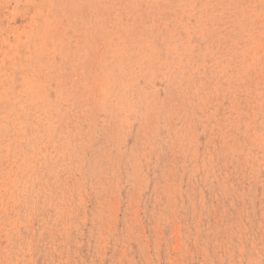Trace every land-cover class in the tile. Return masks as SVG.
I'll return each mask as SVG.
<instances>
[{
	"label": "rangeland",
	"instance_id": "obj_1",
	"mask_svg": "<svg viewBox=\"0 0 264 264\" xmlns=\"http://www.w3.org/2000/svg\"><path fill=\"white\" fill-rule=\"evenodd\" d=\"M187 263L264 264V0H0V264Z\"/></svg>",
	"mask_w": 264,
	"mask_h": 264
},
{
	"label": "bare ground",
	"instance_id": "obj_2",
	"mask_svg": "<svg viewBox=\"0 0 264 264\" xmlns=\"http://www.w3.org/2000/svg\"><path fill=\"white\" fill-rule=\"evenodd\" d=\"M47 59V58H46ZM4 60V59H3ZM251 94V93H250ZM10 100V99H9ZM56 101V100H55ZM231 160V159H230ZM263 186V185H262ZM3 187V186H2ZM54 201V200H53ZM246 203V202H245ZM37 207V206H36ZM253 208V207H252ZM2 209V208H1ZM203 228V227H202ZM212 233V232H211ZM222 236V235H221ZM224 238V237H223ZM229 248V247H228ZM30 250V249H29ZM133 261V260H132ZM221 261V260H220ZM188 264V263H187Z\"/></svg>",
	"mask_w": 264,
	"mask_h": 264
}]
</instances>
